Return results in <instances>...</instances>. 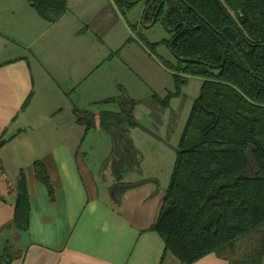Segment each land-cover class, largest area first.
Returning <instances> with one entry per match:
<instances>
[{
  "label": "trees",
  "instance_id": "16d2710c",
  "mask_svg": "<svg viewBox=\"0 0 264 264\" xmlns=\"http://www.w3.org/2000/svg\"><path fill=\"white\" fill-rule=\"evenodd\" d=\"M27 1L49 22L58 21L69 7V0ZM141 1L151 11L147 24L158 13L173 32L162 42L178 59L176 67L204 78L175 148L169 184L152 229L182 263L215 252L236 264H262L264 0H114L124 14ZM177 93L154 99L165 107ZM104 101L116 102L119 109L74 106L73 113L85 134L100 128L110 135L112 148L103 166L110 167L111 195L119 203L125 189L134 185L125 183V175L139 171L143 160L130 136V129L140 126L134 113L137 101L124 94ZM4 143L1 139L0 147ZM34 166L52 196L45 164L38 160ZM0 182L16 197L15 228L27 229L31 206L24 171L11 185L0 158ZM253 235L256 244L249 243L241 252L240 242Z\"/></svg>",
  "mask_w": 264,
  "mask_h": 264
},
{
  "label": "crops",
  "instance_id": "0c3cea01",
  "mask_svg": "<svg viewBox=\"0 0 264 264\" xmlns=\"http://www.w3.org/2000/svg\"><path fill=\"white\" fill-rule=\"evenodd\" d=\"M0 35L8 36L2 31ZM8 38L21 52L0 61V141L5 140L0 158L11 185L24 171L31 215L27 229L15 228L16 197L0 182V264H236L215 252L182 263L152 229L175 159L171 166L168 159L169 176L164 180L154 174L162 168L160 156L151 157L149 173L142 170V162L141 170L125 175V183L134 185L114 202L113 176L110 167L103 166L110 154L93 168L81 149L90 130L82 135L73 108L75 121L70 122L59 110L35 106L36 77L29 54L38 53L31 43ZM6 46L4 42L1 48ZM38 160L49 173L52 196L37 178Z\"/></svg>",
  "mask_w": 264,
  "mask_h": 264
},
{
  "label": "rangeland",
  "instance_id": "374dc122",
  "mask_svg": "<svg viewBox=\"0 0 264 264\" xmlns=\"http://www.w3.org/2000/svg\"><path fill=\"white\" fill-rule=\"evenodd\" d=\"M144 8L145 3L139 2L124 14L114 0H69L63 18L49 22L27 0H0V31L31 43V49L38 53L29 55L36 77L35 106L39 110H59L66 121L74 122V105L95 111L117 110L116 102L104 99L124 94L136 100L134 113L140 126L130 129V136L144 153V172L154 165L151 157L163 159L162 168L154 174L164 180L169 176L168 159L172 160L171 166L204 78L182 73L176 67L178 59L162 42L171 38L170 31L161 20L152 26L144 24ZM8 36L0 35V61L21 52L12 41L8 43ZM4 42L7 46L2 49ZM177 75L181 76L178 82ZM176 91L168 106L154 99H164ZM84 128H78L82 135ZM74 132L77 134L76 129ZM111 148L110 135L93 128L81 149L87 152L89 165L94 168ZM105 181L109 183L110 177ZM256 240L257 235L242 240L240 251L245 252L248 244H256Z\"/></svg>",
  "mask_w": 264,
  "mask_h": 264
},
{
  "label": "flooded vegetation",
  "instance_id": "af4514ba",
  "mask_svg": "<svg viewBox=\"0 0 264 264\" xmlns=\"http://www.w3.org/2000/svg\"><path fill=\"white\" fill-rule=\"evenodd\" d=\"M141 2H144L145 3V8H144V11H143V16H142V22L144 23V24H146L147 26H152V22L153 21H155L154 23H157L158 21H160V18L162 17H160L159 15H158V13H155L153 16H152V18H151V20H150V24H147L146 23V18L148 17V16H150V14H151V11H148L147 10V5H146V1H141ZM148 13V14H147ZM166 14V13H165ZM163 17H164V15H163ZM162 21V20H161ZM153 23V24H154ZM162 23H163V25L167 28V25H166V20L164 19L163 21H162ZM168 29V28H167ZM169 30V29H168ZM170 34H171V37H172V34H173V32H171L170 31Z\"/></svg>",
  "mask_w": 264,
  "mask_h": 264
},
{
  "label": "water",
  "instance_id": "95a60500",
  "mask_svg": "<svg viewBox=\"0 0 264 264\" xmlns=\"http://www.w3.org/2000/svg\"><path fill=\"white\" fill-rule=\"evenodd\" d=\"M187 5H188L191 9H193L197 14H199V12H198L196 9H194L190 4L187 3ZM154 22H155V21H153L152 24H153ZM237 55H238V54H237ZM238 57H239V55H238Z\"/></svg>",
  "mask_w": 264,
  "mask_h": 264
}]
</instances>
